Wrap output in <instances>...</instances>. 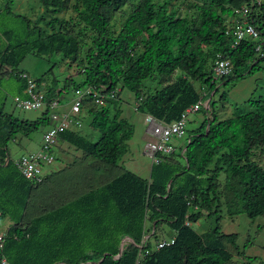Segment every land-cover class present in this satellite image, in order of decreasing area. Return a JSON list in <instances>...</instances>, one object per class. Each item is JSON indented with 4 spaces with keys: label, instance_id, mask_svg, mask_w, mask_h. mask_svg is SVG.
Returning <instances> with one entry per match:
<instances>
[{
    "label": "trees",
    "instance_id": "obj_1",
    "mask_svg": "<svg viewBox=\"0 0 264 264\" xmlns=\"http://www.w3.org/2000/svg\"><path fill=\"white\" fill-rule=\"evenodd\" d=\"M13 1L8 0L4 10L19 18L22 31H1L6 46L0 52V75L11 72L21 80V95L27 80L24 72L16 70L22 59L29 53H59L69 60L68 66L76 64L83 80L76 82L69 76L57 87L56 80L46 84L42 78H31L48 99L70 88L103 85L109 91L120 85L134 94L136 112L166 123L179 119L197 102V111L205 110L203 101L209 100L206 116L184 143L170 154H157L149 177L143 178L126 169L114 172L132 129L129 119L120 117L118 92L116 99L106 98V105L86 98L88 124L99 135L94 139L79 129L59 133L57 142L81 151L87 165L79 180L65 184L59 194L79 189L83 178L84 185L86 179H105L97 185L88 183V189L56 205L39 201L51 174L43 175L40 182L28 180L7 148L17 134L49 125L48 110L27 120L0 107V222L12 221L0 260L4 257L8 264H228L231 253L226 243L237 250V234L220 230L222 206L228 215L245 213L254 219L264 214V165L254 159L257 150L264 152V97L248 98L250 110L227 118L211 110L212 98L218 94L219 100L226 99L227 91L219 92L218 84L233 83L264 68V45L259 54L257 42L244 38L233 44L234 36L226 32L237 16L234 9L248 5V22L264 38V0L192 3L190 7L197 9L192 17L181 16L173 8L175 0H39L50 16L39 17L49 32L12 14ZM124 6L127 12L116 32L112 18ZM69 9L74 12L69 18L57 16ZM86 31L89 43L83 38ZM217 58L229 59L231 71L214 79ZM195 82L206 91L202 93ZM204 213L215 215L216 223L198 232L192 224ZM146 222L151 224L148 228ZM162 223L170 229L172 240L158 248L159 241L151 240L158 239L156 230ZM124 237L132 243L124 244L118 255Z\"/></svg>",
    "mask_w": 264,
    "mask_h": 264
},
{
    "label": "rangeland",
    "instance_id": "obj_2",
    "mask_svg": "<svg viewBox=\"0 0 264 264\" xmlns=\"http://www.w3.org/2000/svg\"><path fill=\"white\" fill-rule=\"evenodd\" d=\"M7 1L8 0H0V52L6 46V40L1 31L11 28V30H15L17 33L20 28H22L19 18L5 12L4 8L5 5L8 4ZM204 1L205 0H175L173 8L178 9V13L181 16L192 17L197 13V9L191 8L190 4H202ZM169 8H171V5ZM10 12L28 18L30 26L37 25L41 27L44 32H49L51 30L44 21L39 19L41 15H43L45 19L50 18L49 14L44 12V7L39 0H14L10 5ZM126 12L127 7L124 6L122 10L114 14L112 18V27L116 32L119 30ZM73 14L74 12L69 9L60 12L57 16L69 18ZM228 20L231 22V18H228ZM21 31L22 30H20V32ZM83 38L89 43L90 35L88 31L83 35ZM68 62L69 60L61 57L59 53L42 56L29 53L19 63L16 72H24L29 78H42L46 84H50L52 81L56 80L57 87H61L65 78L69 76L76 82L82 81L83 74L78 72L76 64L72 63L68 66ZM262 65L264 66V62H262ZM147 84L154 86L155 82L148 81ZM194 85L196 88H200L202 93L206 91L205 88L199 87L197 82H195ZM20 87L21 80L15 78L11 72L5 73L2 76L0 75V107H2L4 111L21 119L35 120L39 118L42 109H23L16 105L14 98L16 96H21L22 92H20ZM218 88L219 92L226 90L227 95L224 101L218 99V94L212 98L214 103L211 110H213L215 114L219 117L227 118L231 117L235 112L248 111L251 109L250 105L247 103L248 98L264 97V68L251 75L244 76L243 78H235L233 83H228L227 85L218 84ZM117 89L119 107L121 109L120 117L128 118L132 125V129L131 135L126 140V151L119 160L118 168H115L114 172L118 174L120 169H126L134 172L140 177L148 178L153 159L146 150V144L149 140H152L153 137L146 132L147 124L144 122V116L134 110L137 102L134 94L129 89L121 87L120 85L117 86ZM60 94L63 99H68L71 97L72 88L66 89ZM208 100L209 98L203 101L205 110L187 113L185 135L182 138L173 139L175 144L184 143L192 129L197 127L206 116V110L208 109L206 103ZM132 109L134 111H132ZM89 120L90 116H87L86 113H82V125L79 131L95 139L99 135V132L92 130L88 124ZM46 128L47 126H40L36 131L27 135L17 134L15 139L9 140L7 143L9 157L13 160L20 157L22 154L37 150L41 145V135ZM54 149V161L43 168L44 173L46 172L44 175L51 172V178L43 185L44 187L47 185L48 189L46 194L39 196L40 202L56 205L63 199L70 198L88 189V183L97 185L102 183L105 179V177L94 178L91 179L92 181L86 179L88 183L84 185L85 179L83 178L81 184L78 185L79 189L73 192L69 191V193H65L63 196L60 195V189H64V186L68 185V183H75L80 171L83 167H87V165L81 159V151H77V149L68 145L67 142H57ZM260 152L261 151L257 150L254 159L259 164L264 165V152ZM81 176L83 177L84 175ZM57 195L62 197L57 200ZM223 206V210L218 212L220 215V230L224 233L237 234V250L234 251L230 245L226 243V248L231 253V260L228 264H264V214L254 219L249 218L245 213L228 215L226 213V208ZM215 223V215L208 217L204 213L197 222L192 224V227L198 232H203L215 226ZM10 225H12V221L9 218H4L0 222V230L8 228ZM150 225L149 222H146V228ZM150 233H152V231ZM170 233L171 231L167 227V224L162 223L156 230L158 239H156V241L152 239L151 241L155 244L157 240H168L170 239ZM147 236L148 234L144 235V237ZM124 238H126L124 244L132 243L130 238Z\"/></svg>",
    "mask_w": 264,
    "mask_h": 264
},
{
    "label": "built area",
    "instance_id": "obj_3",
    "mask_svg": "<svg viewBox=\"0 0 264 264\" xmlns=\"http://www.w3.org/2000/svg\"><path fill=\"white\" fill-rule=\"evenodd\" d=\"M236 17L233 18L232 24L227 26L226 32H231L234 36V43L237 44L241 39H252L256 44V51L261 53L264 40L261 33L256 27L248 22L247 13L248 5H242L234 9ZM240 17V19H239ZM262 54V53H261ZM231 71V62L227 58H217L213 65L214 79L227 75ZM27 83L23 90V95L16 96L14 101L19 108L23 109H42V112L48 110L51 123L41 135V145L37 150L22 154L20 157L13 159V163L20 173L32 182H40L44 175L43 168L51 164L55 159L54 147L57 143V137L64 130L80 129L82 125V113L84 112V101L90 97L96 105H106V98L116 99L118 89L106 90V87L87 85L72 90L71 97L63 99L61 94L57 93L51 98H46L42 89L36 87V83L25 73ZM200 102L188 106L182 112L179 119L166 123L152 116L149 113L144 114V122L147 124V132L153 137L146 144V150L156 161L157 154H170L175 150L173 139L182 138L186 130V115L199 109ZM41 112V113H42ZM8 156L5 162L8 161ZM196 209L197 207L194 206ZM189 213V211H188ZM187 213V214H188ZM186 214V215H187ZM189 225V221H185ZM7 229V228H6ZM6 229L0 230V251L3 249ZM172 239L160 240L156 246L159 248ZM0 264H8L4 257L1 258Z\"/></svg>",
    "mask_w": 264,
    "mask_h": 264
},
{
    "label": "crops",
    "instance_id": "obj_4",
    "mask_svg": "<svg viewBox=\"0 0 264 264\" xmlns=\"http://www.w3.org/2000/svg\"><path fill=\"white\" fill-rule=\"evenodd\" d=\"M133 108V107H132ZM134 110H135V108H134ZM133 109H132V111H134ZM128 114V113H127ZM140 114H142V113H140ZM143 116H144V114H142ZM146 132H147V128H146ZM177 143V142H176ZM181 144V143H180ZM180 144L178 143V144H175V147H176V149H175V151L178 149V146H180ZM184 149H185V147H182L181 148V153L184 151ZM44 172V171H43ZM55 172V171H54ZM51 172H49V173H47V174H50ZM44 174H46V172L44 173ZM77 180H79L78 179V177L76 178Z\"/></svg>",
    "mask_w": 264,
    "mask_h": 264
},
{
    "label": "water",
    "instance_id": "obj_5",
    "mask_svg": "<svg viewBox=\"0 0 264 264\" xmlns=\"http://www.w3.org/2000/svg\"><path fill=\"white\" fill-rule=\"evenodd\" d=\"M170 181L171 180H169V182L168 183H170ZM125 240H126V238H124L121 242H120V247H119V253H118V255L121 253V251H122V248H123V245H124V243H125ZM118 255H116V256H118Z\"/></svg>",
    "mask_w": 264,
    "mask_h": 264
}]
</instances>
